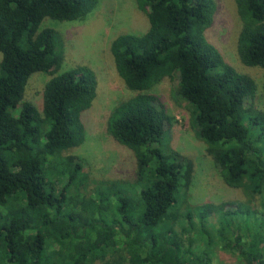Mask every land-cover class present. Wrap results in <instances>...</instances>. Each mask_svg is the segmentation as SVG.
Instances as JSON below:
<instances>
[{"label":"trees","instance_id":"16d2710c","mask_svg":"<svg viewBox=\"0 0 264 264\" xmlns=\"http://www.w3.org/2000/svg\"><path fill=\"white\" fill-rule=\"evenodd\" d=\"M134 2L148 28L110 44L116 72L133 95L112 108L106 130L134 153L137 177L88 194L80 190L87 175L79 159L62 152L85 139L83 116L97 76L84 64L61 70L60 33L41 24L85 19L99 0H0V264H211V212L221 247L238 264H264L260 209L228 201L179 212L193 163L159 148L170 117L149 92L177 75L175 94L193 107L198 137L221 178L259 195L264 209V114L247 105L255 80L207 40L213 0ZM234 2L238 58L264 72V0ZM35 74L49 76L40 108L24 99ZM194 216L204 238L198 248Z\"/></svg>","mask_w":264,"mask_h":264},{"label":"rangeland","instance_id":"374dc122","mask_svg":"<svg viewBox=\"0 0 264 264\" xmlns=\"http://www.w3.org/2000/svg\"><path fill=\"white\" fill-rule=\"evenodd\" d=\"M213 1V21L205 36L220 50L229 64L255 80L256 92L254 97L247 101V105L264 114V72L260 67L244 65L236 52L241 23L235 2ZM45 26L60 33L64 46L61 70L84 64L91 67L97 76L96 97L83 116L85 139L79 146L62 152L64 157H77L87 175L80 190L93 194L96 188H102L110 181L134 182L137 177L134 153L117 142L106 130L107 118L112 108L119 101L133 95L116 72L110 44L119 34L145 32L148 28L146 16L137 9L134 0H99L97 7L85 19L58 21L45 18L41 28ZM175 76L173 79L164 78L149 92L156 96V105L162 106L170 117V121L164 124L165 131L159 148L165 155L169 150L177 151L193 163L191 183L181 192L179 212L191 211L194 206L200 204L218 205L233 201L250 209H260L264 213L259 195L251 196L241 187L228 186L221 178L212 156L207 152L206 144L198 137L193 107L175 94L177 75ZM48 79L49 76L44 74L33 75L27 83L24 99L40 108L44 85ZM193 220L197 227L193 235L194 247L198 248L203 245L204 238L197 230V217L194 216ZM206 224L216 238L211 253V264H238L237 256L223 249L217 239L215 228L219 226V222L215 213L211 212L207 216Z\"/></svg>","mask_w":264,"mask_h":264}]
</instances>
